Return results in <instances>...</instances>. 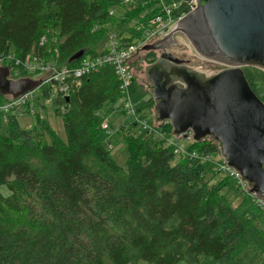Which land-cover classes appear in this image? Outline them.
Listing matches in <instances>:
<instances>
[{
	"label": "trees",
	"instance_id": "1",
	"mask_svg": "<svg viewBox=\"0 0 264 264\" xmlns=\"http://www.w3.org/2000/svg\"><path fill=\"white\" fill-rule=\"evenodd\" d=\"M122 1L0 0V54L30 77L27 61L72 69L97 55L107 25L127 46L139 36L134 26H147L160 9L159 0H130L123 14H109ZM78 80L58 109L64 139L38 116L22 129L15 114L0 112V264H232L248 243L264 242V209L251 194L236 187L243 197L232 206L222 190L233 179L201 182L218 172L216 141H191L188 155H177L160 137L151 144L146 132L131 133L135 123L121 126L122 167L98 113L123 95L113 66ZM248 81L264 103V90ZM143 85L133 75L128 87L137 113L153 105ZM160 133L171 134L168 122Z\"/></svg>",
	"mask_w": 264,
	"mask_h": 264
},
{
	"label": "water",
	"instance_id": "2",
	"mask_svg": "<svg viewBox=\"0 0 264 264\" xmlns=\"http://www.w3.org/2000/svg\"><path fill=\"white\" fill-rule=\"evenodd\" d=\"M195 2L167 37L181 31L199 57L224 68L209 76L199 73L191 60L161 47L167 37L144 45V51L161 50L145 68L155 120L168 122L175 137L212 138L249 192L264 200V103L242 70H264V0ZM40 84L31 77L12 79L9 66H0L1 96L15 98Z\"/></svg>",
	"mask_w": 264,
	"mask_h": 264
},
{
	"label": "built area",
	"instance_id": "3",
	"mask_svg": "<svg viewBox=\"0 0 264 264\" xmlns=\"http://www.w3.org/2000/svg\"><path fill=\"white\" fill-rule=\"evenodd\" d=\"M130 2V0L122 1L118 6L112 7L109 14H117L118 7L124 10L127 9ZM183 4L188 7L187 12H189L195 8L196 2L195 0H176L166 3L163 0H159L158 7L160 9V13L150 18L147 22V26H144L143 24H136L134 27L135 31L139 33V36H136L133 40H131V43L127 46L122 45L120 42L121 38L116 36V33L113 32L111 25L105 26L107 33L104 48L93 57H84L80 64L75 68L71 69L65 66H50L42 61H32L31 63L27 61L26 69L31 78L34 79L37 75L43 73L48 74V76L41 80V84L39 86L22 95L15 98L10 95L2 96L3 99L0 101V112L20 115L24 112L20 110L22 107L32 111V109H30V105L42 96H47V94L49 95L47 97L57 96L60 99L61 102L58 105V109L63 111L65 109L63 100L68 98L71 85H73V83L78 84V79L81 76L96 70L103 64H111L118 80L121 82V89L123 91V95L117 100L118 105L125 114L130 116L133 121L132 123H135L140 130H142L141 132H146V134L149 135H156L164 139V144L172 146L175 154L188 155L186 146L193 141L191 139V134L189 133L186 136L179 137L172 136L171 134L164 136L160 133V126L166 121L158 122V125L150 127L147 119L144 118V115L135 111L134 103L128 93V87L130 86L133 78V75L129 71L133 68L132 58L135 52L139 50V48L152 43L154 40L164 36L168 31H170L172 27L177 24L179 19L187 13L180 9V6ZM12 58V56L5 57L3 54H0V65L4 62L5 65L9 66ZM10 69L12 70V68ZM68 79H72L70 83L67 82ZM42 85L46 87L45 91L40 90ZM101 127L107 129L105 119L102 120ZM190 155L194 156V153H191ZM215 165L219 172L234 180V184L241 192L251 194L264 209V200L259 198L257 195L250 193L247 182L242 179L233 168L228 166L221 157L216 161Z\"/></svg>",
	"mask_w": 264,
	"mask_h": 264
},
{
	"label": "rangeland",
	"instance_id": "4",
	"mask_svg": "<svg viewBox=\"0 0 264 264\" xmlns=\"http://www.w3.org/2000/svg\"><path fill=\"white\" fill-rule=\"evenodd\" d=\"M124 9L117 8V14H123ZM175 26L172 27L170 31H168L164 36L154 40L152 43L163 39L164 37H167V35L175 29ZM124 31L122 32V35L128 36V26H123ZM169 37V38H168ZM167 39L163 42L165 45L161 47L165 49V51L171 53L175 57L191 60L192 62L189 63L190 67L198 71L199 73H202L206 76H209L211 74H214L224 67L211 62L202 59L199 57L196 52L193 50L187 39L185 38L184 34L181 31H174L171 35H169ZM105 45V39L97 46V50L101 51L104 48ZM150 53L160 54L161 50L156 49L152 50ZM146 55L147 53L142 50V48H139L133 56V62L136 63V68H131L130 73L132 75H135L136 80H138V83H143L145 88L144 90L147 91V93L150 95L149 90L146 86L147 78L145 75V68L148 65L146 63ZM5 65L3 62L2 65ZM7 66V65H6ZM11 68V67H10ZM243 73L245 74L247 79H251L256 81L258 84V87H260V92H263L264 90V70L257 68V67H244L242 68ZM48 76V74H40L37 75L34 79H45ZM22 77H29V76H20L18 72L12 71L10 69V78L12 79H18ZM45 87L42 85L40 90ZM46 88V87H45ZM1 96V95H0ZM60 103V99L57 96L47 97L42 96L40 99L34 101L33 104L30 105V111L29 109H24L23 107L20 109L22 112L20 115H16L17 121L19 124V127L22 129H31L35 125V117L38 116L40 119H43L46 121L52 131L58 136L59 138L64 139V128L62 124L61 117L58 116V105ZM57 109V110H56ZM29 110V111H28ZM32 112V113H31ZM100 116H102L103 119H105L106 128L108 131L111 132L113 137V146L110 149L111 156L116 160V162L124 167V161L126 158V148L124 143V135L122 134H115L117 130L122 126L123 132L125 130L129 129V125L132 124V120L130 116L125 114L121 107L118 105V102L116 101L113 104H105L103 108L98 112ZM144 115V118L147 119L148 124L150 127H154L158 125L157 121L155 120L156 113L154 111L153 105H147L145 109L141 112ZM134 129V130H133ZM131 129V133L139 134L142 130L135 125L134 128ZM43 139H45L46 142H49V137L47 134H45ZM149 138V141L151 144H154L155 142L159 141V137L156 135H149L146 134ZM220 158V156L217 157V160ZM179 160V157L176 156L174 158L173 162H176ZM225 177V175L221 172H217L214 176L207 175L201 182H215L219 181L221 178ZM236 185L233 184L231 188H224L222 191L227 196L228 200L230 201L232 206H236L238 202L243 197L242 194L237 192L235 190ZM264 225V224H263ZM264 259V242L259 244L254 243H248L243 249H240V251L234 256L232 260V264H259Z\"/></svg>",
	"mask_w": 264,
	"mask_h": 264
},
{
	"label": "flooded vegetation",
	"instance_id": "5",
	"mask_svg": "<svg viewBox=\"0 0 264 264\" xmlns=\"http://www.w3.org/2000/svg\"><path fill=\"white\" fill-rule=\"evenodd\" d=\"M161 45L164 46L165 44L162 43ZM149 51H152V50H149ZM149 51H145V52H149ZM158 57H159V54H155V59H157ZM187 64H188V63H187Z\"/></svg>",
	"mask_w": 264,
	"mask_h": 264
}]
</instances>
